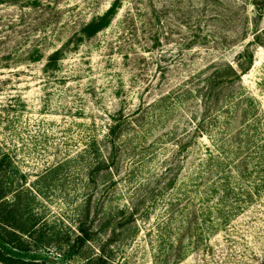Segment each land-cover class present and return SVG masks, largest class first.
I'll list each match as a JSON object with an SVG mask.
<instances>
[{
	"label": "rangeland",
	"instance_id": "obj_1",
	"mask_svg": "<svg viewBox=\"0 0 264 264\" xmlns=\"http://www.w3.org/2000/svg\"><path fill=\"white\" fill-rule=\"evenodd\" d=\"M111 5L108 27L81 31ZM204 35L227 39L205 48ZM244 50L252 66L224 94L246 148L233 144L225 156L220 137L191 133L184 103L197 94L183 100L179 90L194 89L187 76L205 58L236 68ZM168 110L176 115L162 122ZM113 115L123 119L109 174L97 162L109 159ZM172 121L178 128L165 129ZM179 134L191 136L188 153L173 141ZM0 154L71 239L89 202L86 226L109 243L106 264H264V0H0ZM215 158L229 177L206 173ZM183 209L196 220L182 225ZM108 211L127 223L105 228ZM89 247L78 257L54 248L39 256L101 264L89 263Z\"/></svg>",
	"mask_w": 264,
	"mask_h": 264
},
{
	"label": "trees",
	"instance_id": "obj_2",
	"mask_svg": "<svg viewBox=\"0 0 264 264\" xmlns=\"http://www.w3.org/2000/svg\"><path fill=\"white\" fill-rule=\"evenodd\" d=\"M46 6L50 8L52 3L49 2ZM117 8V6L111 5L103 16L95 17L90 23H83L81 31L84 34L89 35L105 29L110 24L111 19L115 16ZM200 37L202 39L201 45L206 46L205 48H208V46L213 44H218V42L222 43L223 40L227 39V37L224 36L216 38L215 35H204ZM214 49V47H211V49L207 50L211 52ZM56 53L57 52H54V54ZM54 56L55 55L52 54L49 57L48 62L55 61L56 58ZM239 57L243 58L244 63L243 65L237 63L236 68H234L230 63L218 61L217 58L211 60H209L210 58H205V64L201 66L202 68L197 70V73L190 72L187 76V79H192L189 84L194 85V89L184 90L182 86L181 90H179L180 92L183 91V93H181L183 100L191 98V92L197 94V101L194 105L189 104V101L184 103L189 110V113L192 114L196 120L194 121L191 133L195 135L198 134L200 136L204 133L212 132L215 136L220 137V150L225 156L231 155L230 153L233 149V144H244L243 148H246V142L245 140L243 141V131L240 130V127L235 128L236 124L239 122V119H236L238 114L233 116L231 113L229 116V114L225 112L226 108L230 107L232 102H229L228 95L224 94V90L233 86L234 83L239 82L240 76L245 74L251 68L253 63L252 53H248L244 50ZM197 82L199 83L196 84ZM244 96L245 95H243V97ZM239 108L241 107L239 106ZM174 111L175 110H168L165 112L166 114L160 117L163 119L162 122L168 121L170 116L176 115L177 111ZM247 113L248 109L245 111L246 117L248 116ZM178 117L179 118L176 120V124L182 122L184 118L180 115ZM118 118L119 116L114 115L110 117V121H112L113 124L109 126L107 136L103 140V142H106L104 147L107 148L108 155H110L109 159L104 157L103 160L100 159L98 160L99 162H97L100 166L105 165L109 174L112 172V168L110 169V166H114L116 164L113 154V151L116 153L117 149L115 146V138H117V135L119 134L118 128H120L121 119H123ZM192 119L193 118H191V120ZM243 122L244 121H241L240 123ZM174 123L175 122L173 121L172 124L170 122L167 126H165V129H177L178 127L176 124L174 125ZM244 123L245 125L247 124V122ZM142 127L145 131L147 130L146 127ZM175 133H177L175 130L174 132H169L170 135H174ZM189 133L190 131L186 132V134ZM153 134L154 136L156 135L155 132ZM227 134L228 136H226ZM180 135L181 134L177 135L173 141L177 142V147H180L179 149L181 151H186L188 153L187 150L190 149L191 145L189 144L191 142L185 141L190 140L191 136L183 139L181 138L182 135ZM231 136L232 138L230 141L229 138ZM234 139L237 140L234 141ZM92 142L96 144L95 140H92ZM121 142L123 144L124 140H121ZM129 144L130 143H124L122 147L126 148ZM85 149H88V154H90L91 148L86 146ZM248 152L251 151L249 150ZM83 153L85 152L83 151L82 154ZM190 158L191 157H188L186 161V168L190 167L191 164L193 165V162L188 161ZM215 159V164L211 161L209 162L211 168H209L206 173L208 175H212L217 171H220V174L224 173L223 175L229 177L232 173L230 172L226 174V170L219 169V164H221V162L217 158ZM244 163H246V160ZM10 164L11 161L8 155L0 154V263L50 264L51 261L49 258H42L39 256V253L44 249L48 250L50 248H54L59 252L63 251L64 255H68L69 257H78L86 247L90 246L88 252L90 255L87 258L89 263L95 262L106 264L109 261L108 256H106V250L110 249L107 247V244L109 243L97 239L99 232L93 231L90 226H86L90 214L89 200L85 202V204L88 202V206L85 212L84 221H82V223H80V225H82L77 228L78 235L71 239L70 235H68L66 231L62 230V226L54 224V222L50 219V216H48V211L37 210L36 206L39 204L37 200L38 193L28 192V188H26V177L24 175L19 173L16 174L15 172L14 174L12 173L11 176V172L8 171V165ZM230 168L231 167H229V169ZM91 172H93V170ZM104 186L106 185H103V187ZM183 210L181 212L182 225L185 223L184 220L187 218V215L190 217V214H193L192 212H188L189 209ZM130 215L132 218V213H130ZM225 218L226 216L221 214V219L223 221ZM102 220L105 228L110 225L121 227L122 224L125 225V223H127V221H124L121 217L115 218V216L109 211L103 213ZM54 233L59 235L57 239L53 237ZM111 233L114 235V231ZM196 246L198 248H203L202 243L196 244Z\"/></svg>",
	"mask_w": 264,
	"mask_h": 264
}]
</instances>
